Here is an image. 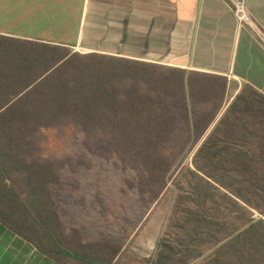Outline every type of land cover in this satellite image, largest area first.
<instances>
[{
    "label": "trees",
    "instance_id": "trees-1",
    "mask_svg": "<svg viewBox=\"0 0 264 264\" xmlns=\"http://www.w3.org/2000/svg\"><path fill=\"white\" fill-rule=\"evenodd\" d=\"M227 86L220 76L0 35V223L57 264H117L120 244L89 241L64 223L55 197L61 167L44 144L81 133L91 153L107 150L103 157L137 168L141 193L159 199L216 119ZM217 155L201 147L182 173L155 264H191L221 240L210 225L219 206L236 202L222 190L234 194V180Z\"/></svg>",
    "mask_w": 264,
    "mask_h": 264
},
{
    "label": "crops",
    "instance_id": "crops-1",
    "mask_svg": "<svg viewBox=\"0 0 264 264\" xmlns=\"http://www.w3.org/2000/svg\"><path fill=\"white\" fill-rule=\"evenodd\" d=\"M246 4L264 34V0ZM0 35L226 78L196 152H218L236 204L217 208L210 227L221 240L191 264H264V43L233 0H0ZM0 264L57 263L0 223Z\"/></svg>",
    "mask_w": 264,
    "mask_h": 264
},
{
    "label": "rangeland",
    "instance_id": "rangeland-1",
    "mask_svg": "<svg viewBox=\"0 0 264 264\" xmlns=\"http://www.w3.org/2000/svg\"><path fill=\"white\" fill-rule=\"evenodd\" d=\"M45 152L61 167L64 187L55 194L68 227L80 229L89 241H113L123 247L117 264H155L159 243L167 238L176 184L189 167L196 149L176 165L159 199L139 190L140 173L110 158L91 153L85 136L67 130L62 137L50 135ZM264 230L259 231V252L264 253ZM154 258V263L148 259ZM201 264V263H198Z\"/></svg>",
    "mask_w": 264,
    "mask_h": 264
},
{
    "label": "built area",
    "instance_id": "built-area-1",
    "mask_svg": "<svg viewBox=\"0 0 264 264\" xmlns=\"http://www.w3.org/2000/svg\"><path fill=\"white\" fill-rule=\"evenodd\" d=\"M233 5H234L235 15H236L237 20L240 23H247L250 26L254 27L255 30L258 31L259 37L264 43V34L255 27V25L253 24V22L248 16L246 0H238V1L233 0Z\"/></svg>",
    "mask_w": 264,
    "mask_h": 264
}]
</instances>
